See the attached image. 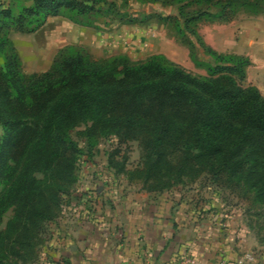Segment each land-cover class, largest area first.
I'll return each mask as SVG.
<instances>
[{"label": "trees", "instance_id": "1", "mask_svg": "<svg viewBox=\"0 0 264 264\" xmlns=\"http://www.w3.org/2000/svg\"><path fill=\"white\" fill-rule=\"evenodd\" d=\"M31 1L0 9V264H39L80 163L112 139L108 165L128 184L151 195L196 184L229 191L250 203V227L264 232V95L243 85L249 57L206 45L215 65L197 62L208 72L201 76L164 54L97 60L68 46L48 71L27 74L12 30L34 34L52 17L99 29L90 19L113 10L106 0ZM217 3V13L185 18V29L199 36L201 22H230L241 8L264 15V0ZM79 128L82 143L71 134ZM132 142L141 157L129 168L123 146Z\"/></svg>", "mask_w": 264, "mask_h": 264}, {"label": "rangeland", "instance_id": "2", "mask_svg": "<svg viewBox=\"0 0 264 264\" xmlns=\"http://www.w3.org/2000/svg\"><path fill=\"white\" fill-rule=\"evenodd\" d=\"M19 1L24 5L32 3L31 0H0V9H15ZM106 1L105 5L102 4L104 10H108L109 6L112 5V12L90 19L99 29L77 25L63 17H52L43 28L34 34H24L12 30L10 38L21 56L25 72L33 74L48 71L61 49L76 46L85 50L97 60L128 53L131 54L130 58L133 61H145L153 55L164 54L170 60L195 74L207 76V70L197 65V62L215 65L206 50V45L219 53H229L225 52V48L222 47L217 50L218 44L224 42L229 31L235 30L240 25H246L252 36L258 37L260 35V37H264V15H251L245 8H241L237 16L227 23L201 22L198 25L199 36H195L185 29V18H189L201 10L217 13L219 10L216 4L219 0L214 2L210 0ZM151 4L160 14L149 13L148 10ZM181 7L184 8L186 16L180 13ZM133 19L137 20L136 23L130 24L127 22ZM179 28L184 30L183 36L179 34ZM112 35L116 36L113 37L116 41L115 44L111 45L109 38ZM1 62L2 59L0 58V64ZM243 85L250 86L247 79ZM83 130L84 128H79L71 133L75 141L83 142L80 136ZM116 147L117 140H104L97 147L95 157L92 160L85 159L80 163L78 185L73 198L66 199L63 215L61 216L64 222L61 223V226L55 225V223L51 224L48 242L51 240L53 232L57 229L64 231L65 221L81 213L82 208L86 207L91 213L98 215L104 214L105 209L103 210L102 207L105 208L106 206L113 209L112 204L114 201H111L108 195H113L114 199L117 195H127L129 193L126 178L124 176L117 177L114 170L108 165V155ZM123 150L129 156V168L135 167L141 157L138 143L132 142L124 145ZM100 186L107 187L108 197L105 200L102 197L104 195L99 196L98 187ZM134 187L131 190L137 191L140 185ZM174 191L181 197L176 195L173 198V205H171L173 210L176 208L179 210L183 207L187 211L193 206L199 205L202 211L207 209L202 212L203 214H213L220 221L223 218L233 222L231 223V231H234V235L230 239L232 245H240L245 253L249 251L248 253H252L255 258H257L259 252L264 250V232L257 233L258 231H253L250 227V223H254L257 217L253 211H249L250 203L248 201L229 191L219 192L211 186L204 187L200 184L180 187ZM209 207L211 209H208ZM9 217L10 214L6 219ZM221 228V231H219L220 236L228 239L229 231H225L223 227ZM222 237L220 238L222 239ZM232 263L230 260L219 262V264Z\"/></svg>", "mask_w": 264, "mask_h": 264}, {"label": "crops", "instance_id": "3", "mask_svg": "<svg viewBox=\"0 0 264 264\" xmlns=\"http://www.w3.org/2000/svg\"><path fill=\"white\" fill-rule=\"evenodd\" d=\"M113 37L109 38L111 45L116 41ZM221 47L251 59L247 82L264 95V37L252 36L246 25H240L228 32L217 50ZM128 185L129 193L114 199L107 196L106 186L98 187L99 196L114 201L113 209L102 207L104 214L98 215L82 208L65 221L64 231L53 232L39 264H173L184 257H194L198 264H219L222 260L234 263L249 252L231 244L232 221L205 215L202 212L207 209L202 211L199 205L187 211L183 207L173 210V198L181 197L174 190L153 196L141 185L137 191L131 189L139 185ZM57 222L61 226L64 221ZM221 227L229 231L228 239L220 236ZM255 261L264 264V250Z\"/></svg>", "mask_w": 264, "mask_h": 264}, {"label": "built area", "instance_id": "4", "mask_svg": "<svg viewBox=\"0 0 264 264\" xmlns=\"http://www.w3.org/2000/svg\"><path fill=\"white\" fill-rule=\"evenodd\" d=\"M255 257L252 253L245 254L242 258L238 259L232 264H255ZM128 264V263H125ZM173 264H198L194 257H184L177 260Z\"/></svg>", "mask_w": 264, "mask_h": 264}, {"label": "water", "instance_id": "5", "mask_svg": "<svg viewBox=\"0 0 264 264\" xmlns=\"http://www.w3.org/2000/svg\"><path fill=\"white\" fill-rule=\"evenodd\" d=\"M149 13H160L152 4L149 6Z\"/></svg>", "mask_w": 264, "mask_h": 264}]
</instances>
